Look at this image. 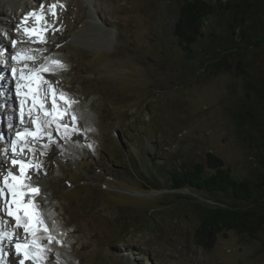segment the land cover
Returning <instances> with one entry per match:
<instances>
[{
    "label": "rangeland",
    "instance_id": "1",
    "mask_svg": "<svg viewBox=\"0 0 264 264\" xmlns=\"http://www.w3.org/2000/svg\"><path fill=\"white\" fill-rule=\"evenodd\" d=\"M184 1L60 0L65 7L57 8L58 31L45 33L47 44L34 43L33 49L47 52L35 69L49 63L45 57L66 65L42 79L76 101L74 111L63 109L62 101L58 106L66 112L62 125H73L74 113L79 129L65 139L63 127L57 132L53 124V142H41L49 143L44 154L34 145L35 162L43 164L39 177L32 176L40 181L36 203L43 213L49 210L48 226L63 241L51 245L50 264H264L263 242L247 233L229 230L218 235L213 249L199 246L193 233L199 218L191 203L210 200L178 199L160 173L190 168L212 151L264 199V87L247 88L235 60L217 74L201 66L209 49L228 42L229 13L209 18L205 38L186 56L173 32ZM53 2H42L45 12ZM5 3L21 10L33 0H0V11ZM5 30L0 24V36L6 37ZM8 50L0 45L6 74L2 58ZM247 58L255 59L254 69L264 78V50ZM37 87L41 94L48 88ZM7 118L1 130L9 134ZM0 219L11 223L2 211ZM11 250L5 264H19Z\"/></svg>",
    "mask_w": 264,
    "mask_h": 264
},
{
    "label": "trees",
    "instance_id": "2",
    "mask_svg": "<svg viewBox=\"0 0 264 264\" xmlns=\"http://www.w3.org/2000/svg\"><path fill=\"white\" fill-rule=\"evenodd\" d=\"M218 12L231 15V36L228 42L216 43L218 45L203 56V70L216 74L225 72L235 60L247 88L251 85L254 88L257 85L264 87V78H259L262 70L254 69V58L253 62L247 58L258 50H264V0H185L179 7L173 28L179 46L187 57H192L194 45L207 34L203 30L207 20ZM160 173L177 191L178 199L199 200L201 196L210 200L191 203L193 212L199 218L193 232L199 246L206 250L213 249L218 235H226L229 230L259 238L264 246V199H258L248 180L236 179L223 158L208 151L205 161L196 162L190 168L175 172L163 170ZM260 197H264V194ZM228 199L233 202L230 204ZM245 202L250 205H241Z\"/></svg>",
    "mask_w": 264,
    "mask_h": 264
},
{
    "label": "snow or ice",
    "instance_id": "3",
    "mask_svg": "<svg viewBox=\"0 0 264 264\" xmlns=\"http://www.w3.org/2000/svg\"><path fill=\"white\" fill-rule=\"evenodd\" d=\"M58 7L62 9L65 5L60 0H54L48 6V12H45L44 4L40 3L39 9H34L24 16V22L28 21L29 18L36 21L31 28H23V32L28 37V42L47 44L45 33H48L50 28L53 34L58 31L55 28V22L59 18ZM48 13L53 18L51 22L46 18ZM7 35L10 39L11 33ZM0 38L3 37L0 36ZM17 43V40L10 39L13 48ZM11 59L22 63L23 67L20 69L19 78L21 81H27L23 84L26 91L18 94L25 97L30 96L31 100L29 101L30 110L27 117L21 109V128L15 131L14 139L8 142L9 147L0 153L9 155L10 152L9 159L12 165L9 168L3 165V161L0 160V165L6 168V173L0 174V204L3 205L0 207V211L4 213L5 217L11 219V223L9 219H0V264H5L4 258L8 255V248L12 249L19 264H26V262L28 264H50L48 253L52 251L51 245L53 243L62 244L63 241L58 240L52 234L43 211L36 203V197L40 196V188L38 187L40 181L39 179L33 180L32 176L35 174L39 177L43 164L42 162H35V154L38 149L34 145L39 146L42 149L41 154H44L43 150L49 147V143L42 144L41 142L45 138L49 142H53V132L48 130L53 124L56 125L57 132L63 127L64 131L61 134L65 139L71 135L68 131L70 127H72L73 132L79 130L78 127L72 125H62L61 118L66 112L58 106L59 102L62 101L63 109H70L76 101L69 98L67 93L58 92L51 81L42 79L45 73L56 74L59 70H66V65L60 60L45 57V61L49 63L42 64L39 69H35L36 56L23 49L11 56ZM12 71L16 73L17 69L13 68ZM35 82L46 84L48 86L47 91L41 94L39 87L34 89L33 84ZM20 87L21 85L18 83L17 88ZM49 100H51L50 106ZM70 115L73 125H75L76 116L74 113ZM25 118L31 122L30 125L25 126L23 124ZM29 152L32 153L31 157L26 154ZM20 229L22 232L18 231ZM45 240L47 244L43 243ZM56 264H60L59 260Z\"/></svg>",
    "mask_w": 264,
    "mask_h": 264
},
{
    "label": "bare ground",
    "instance_id": "4",
    "mask_svg": "<svg viewBox=\"0 0 264 264\" xmlns=\"http://www.w3.org/2000/svg\"><path fill=\"white\" fill-rule=\"evenodd\" d=\"M44 0H33V3L32 4H30L29 5V3H25V6H23V8L21 9V10H18V9H15V10H13V9H11V8H5V7H7L8 5L5 3V4H3L2 5V9H1V11H0V13H5V14H7L9 11H10V16H8V17H2V15H0V24H2V26H4V28L6 29L5 31H6V37L7 38H9L8 37V33H11V37H10V39H14V40H17L18 41V43H17V45L13 48L12 46H11V44H10V41H8V39L5 37V36H2L3 38L0 40V43L3 45V46H7L8 47V51H9V53L7 54V58H5V59H3V60H6V63H7V69H8V74H9V72H10V74L13 76V77H15V79L13 80V79H11L10 81L11 82H9L8 83V74H6L5 72H4V69H0V72L2 73V82L0 81V92H2V93H4L5 92V95H3L2 93H1V96H0V105H2V103L3 104H5V103H7V107H6V109H7V113L9 112V113H11V116H12V112H14V111H16V113L17 112H21V110L19 109V106H20V103H22L23 102V100L24 99H26L27 97H23V98H19V100H17V98H18V93H20V92H25L26 91V89L23 87V84L24 83H22V81L20 80V69L23 67V65H22V63H19V62H17V61H15V60H12L11 59V56H13V55H15L16 54V52H18V51H20V50H26V51H29V52H31V54H34L35 56H36V58H38V57H42V56H44L47 52H46V50L45 49H33V47H34V43H30V42H28V37H27V35L23 32V28L24 27H29V28H31L32 26H33V24L34 23H36V21L33 19V18H29V20L28 21H26V22H24V16L25 15H27V13L28 12H30V11H32V10H34V9H39V5H40V3H42ZM49 0H45V2H48ZM45 6L47 5V4H44ZM48 18V17H47ZM38 26V25H37ZM97 26V28H99V29H103V27L102 26H100V25H96ZM12 27H15L16 28V30L15 29H12ZM10 28L12 29V30H10ZM3 29V28H2ZM2 34V33H1ZM82 35H84V34H82ZM82 35H80L79 36V38H83L84 36H82ZM93 36V35H92ZM103 40V42H105V43H107V42H110L109 40H108V38L107 37H105V38H103L102 39ZM2 60V61H3ZM34 67H36V65L34 66ZM13 68H16L17 69V71H16V73H13V71H12V69ZM37 69H39V68H37ZM27 71V70H26ZM27 82V81H26ZM20 84L21 85V87L18 89L17 88V84ZM36 83L37 82H35L34 84L36 85ZM35 85H33V88L35 89ZM1 88H3L4 89V92H3V89H1ZM13 88V89H12ZM10 90V89H12L16 94H17V96H11L12 94L11 93H9L8 94V90ZM11 94V95H10ZM3 96V97H2ZM29 101L31 100V97L29 96L28 98H27ZM13 101V102H12ZM8 102H12V105L11 106H9V103ZM16 102L18 103L19 102V104L17 105V108H16ZM61 102H59V104H60ZM61 105H62V103H61ZM90 105V104H89ZM72 106H74V104H72L71 105V110L72 111H74L77 107L75 106V108L74 107H72ZM9 108V109H8ZM15 108V109H14ZM29 110H30V108H28V109H26L25 110V114H27L28 112H29ZM32 111H35L34 109H32ZM6 114H4V112H2V111H0V119H2V117H4ZM13 116H14V114H13ZM7 117H8V114H7ZM10 118V117H9ZM8 118V119H9ZM25 120V119H24ZM64 121V120H66L65 119V117H62L61 118V121ZM62 121V122H63ZM4 122V121H3ZM10 123H11V125L12 126H9L10 125ZM20 123V121L15 117V119L12 117V119H11V121H8L7 122V125H8V127L7 128H9L10 127V130L13 132V136H11L9 139H10V141L12 140V139H14V137H15V131L17 130V129H20L21 128V125L19 124ZM31 124V122L30 123H28L26 126H28V125H30ZM70 124V123H69ZM0 126H1V123H0ZM73 126V125H72ZM72 128V127H71ZM1 131V130H0ZM68 131L71 133V136H75V133L73 132V130L72 129H68ZM80 138V137H79ZM9 156H10V152H9V155H6L5 157L4 156H1V154H0V160H2L3 161V165H6V160H8L9 159ZM11 161V160H10ZM8 163V162H7ZM3 165H1V169L2 170H4L5 172H6V168L3 166ZM38 187L40 188V186L38 185ZM47 210V211H46ZM45 210V213H44V215H46V216H48V209H46ZM49 218V217H48ZM46 219V218H45ZM12 251V250H11ZM12 253H13V251H12ZM17 258V257H16ZM48 258H49V254H48ZM54 264H56V263H54Z\"/></svg>",
    "mask_w": 264,
    "mask_h": 264
}]
</instances>
